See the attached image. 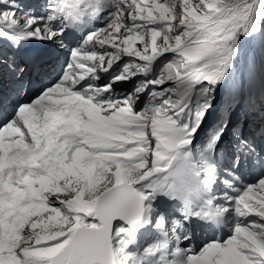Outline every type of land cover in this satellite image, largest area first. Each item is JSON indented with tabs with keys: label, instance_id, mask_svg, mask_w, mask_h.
Listing matches in <instances>:
<instances>
[{
	"label": "snow or ice",
	"instance_id": "1",
	"mask_svg": "<svg viewBox=\"0 0 264 264\" xmlns=\"http://www.w3.org/2000/svg\"><path fill=\"white\" fill-rule=\"evenodd\" d=\"M42 8L0 0V79L15 97L0 118V264H264V146L231 119L243 105L264 138V62L236 76L242 42L264 45V0ZM29 44L67 48L55 81L31 96ZM225 84L227 106L197 147ZM195 222L228 234L181 247Z\"/></svg>",
	"mask_w": 264,
	"mask_h": 264
},
{
	"label": "rangeland",
	"instance_id": "2",
	"mask_svg": "<svg viewBox=\"0 0 264 264\" xmlns=\"http://www.w3.org/2000/svg\"><path fill=\"white\" fill-rule=\"evenodd\" d=\"M32 2V0H31ZM21 3L23 6H28L29 2H23L21 0ZM9 54V53H8ZM255 61L257 66H259L262 62H264V45H261L259 39L255 41H244L241 44V55L240 58L237 60V73L236 76L238 79H243L246 76L247 68L249 63ZM119 69H116L118 71ZM102 78V77H101ZM101 81V80H100ZM99 81V82H100ZM104 81L103 83H105ZM127 84L130 86L128 88V91L131 90L133 85L135 84L133 81L127 82ZM142 103V99L138 105ZM142 107V106H138ZM261 143V145H263Z\"/></svg>",
	"mask_w": 264,
	"mask_h": 264
},
{
	"label": "bare ground",
	"instance_id": "3",
	"mask_svg": "<svg viewBox=\"0 0 264 264\" xmlns=\"http://www.w3.org/2000/svg\"><path fill=\"white\" fill-rule=\"evenodd\" d=\"M25 11H29L30 9H24ZM38 13V12H37ZM104 75V74H103ZM102 75V76H103ZM105 81V79H102L100 81L101 84H103V82ZM115 90L117 93H124L128 91V88H130V86L127 83H117L116 85H114Z\"/></svg>",
	"mask_w": 264,
	"mask_h": 264
}]
</instances>
